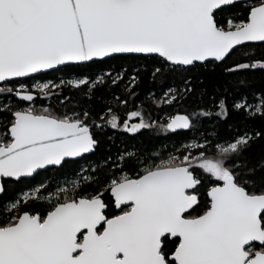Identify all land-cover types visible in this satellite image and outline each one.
Listing matches in <instances>:
<instances>
[{
  "label": "snow or ice",
  "instance_id": "1",
  "mask_svg": "<svg viewBox=\"0 0 264 264\" xmlns=\"http://www.w3.org/2000/svg\"><path fill=\"white\" fill-rule=\"evenodd\" d=\"M0 264H264V0H0Z\"/></svg>",
  "mask_w": 264,
  "mask_h": 264
},
{
  "label": "trees",
  "instance_id": "2",
  "mask_svg": "<svg viewBox=\"0 0 264 264\" xmlns=\"http://www.w3.org/2000/svg\"><path fill=\"white\" fill-rule=\"evenodd\" d=\"M256 76H257V79H259L260 73H256ZM147 87H148L147 84H145V85L143 86L144 89H146ZM149 135H150V134L145 133L144 137H142L141 139L147 140L148 137H149ZM256 148L258 149V148H259V145H257Z\"/></svg>",
  "mask_w": 264,
  "mask_h": 264
}]
</instances>
